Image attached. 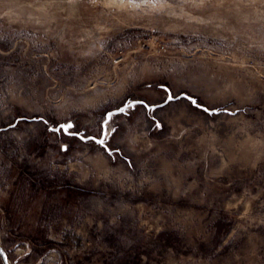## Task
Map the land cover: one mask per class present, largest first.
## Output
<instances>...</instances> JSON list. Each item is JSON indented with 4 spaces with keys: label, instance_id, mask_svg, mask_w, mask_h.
Listing matches in <instances>:
<instances>
[{
    "label": "rangeland",
    "instance_id": "1",
    "mask_svg": "<svg viewBox=\"0 0 264 264\" xmlns=\"http://www.w3.org/2000/svg\"><path fill=\"white\" fill-rule=\"evenodd\" d=\"M0 249L264 264V0H0Z\"/></svg>",
    "mask_w": 264,
    "mask_h": 264
},
{
    "label": "flooded vegetation",
    "instance_id": "2",
    "mask_svg": "<svg viewBox=\"0 0 264 264\" xmlns=\"http://www.w3.org/2000/svg\"><path fill=\"white\" fill-rule=\"evenodd\" d=\"M171 98V99H170ZM168 99H170V101H169V103H171V102H175V101H177V100H182V99H185V100H188V101H191V99H193V98H191V97H189L188 95H185V94H183V95H181L180 96V99H178V98H174L173 97V95H169V97H168ZM167 99V100H168ZM134 102H138V104H136L135 106H130L132 103H134ZM192 102V101H191ZM169 103H167V105L169 104ZM126 105H128L129 107H128V109H133V108H137V107H144L146 110H148V112L149 113H152L153 111H156V110H158V109H161L162 107H160V105H156V106H150V105H148L146 102H144V101H132V102H129V103H127V104H125L124 106H126ZM166 105V106H167ZM194 105V104H193ZM194 106H197V107H199L200 106V104L199 103H197V101H196V105H194ZM113 111H118V110H112V111H109L107 114H106V116H105V121L102 123V135H101V138H99V140H103V146L106 148H109V142H108V138L110 137V132H111V130L108 128V125L110 124V122H111V119H112V117H111V119H110V121L109 122H107L106 123V119H107V115L109 114V113H111V112H113ZM115 116V115H114ZM64 125V124H63ZM59 126H61V125H59ZM59 126H57V127H59ZM65 126H67V130H64L63 128H61L60 130H59V132H56V133H61V134H64V135H66V136H68L69 138H76V139H80V140H82V141H84V142H87V143H92V142H96L95 141V139H94V137H92V136H85V132H77V131H71L70 129H71V127H68V125H66L65 124ZM102 146V145H101ZM111 153H113V152H111Z\"/></svg>",
    "mask_w": 264,
    "mask_h": 264
},
{
    "label": "water",
    "instance_id": "3",
    "mask_svg": "<svg viewBox=\"0 0 264 264\" xmlns=\"http://www.w3.org/2000/svg\"><path fill=\"white\" fill-rule=\"evenodd\" d=\"M171 99V98H170ZM170 99H168V101H167V103L170 101ZM193 102H194V104H195V100L194 99H191ZM136 104H138V102H134V103H132L130 106H135ZM128 105H126V106H124L123 108H121V109H123V111H121V109L120 110H118V111H113V112H111V113H109L108 115H107V119H106V123L107 122H109L110 121V119H111V117L112 116H114V115H119V114H121V113H123V112H125L127 109H128ZM204 110H206V111H208L206 108H203ZM209 113H217V111H209ZM37 119H32V120H29V119H25V118H23V119H19V120H17V122L14 124V125H12V126H10V127H8V128H6L5 130H8V129H10V128H15L16 126H17V124L20 122V121H28V122H33V121H36ZM39 120H42V119H39ZM61 128H63L64 130H67V126H65V125H61V126H59L58 128H56V129H53L55 132H59V130L61 129ZM95 141L98 143V144H101V145H103V140H96L95 139ZM0 253H2V250L0 249ZM7 261H6V259H5V263H6Z\"/></svg>",
    "mask_w": 264,
    "mask_h": 264
},
{
    "label": "snow or ice",
    "instance_id": "4",
    "mask_svg": "<svg viewBox=\"0 0 264 264\" xmlns=\"http://www.w3.org/2000/svg\"><path fill=\"white\" fill-rule=\"evenodd\" d=\"M121 111H123V109H121ZM68 127H71V125H68Z\"/></svg>",
    "mask_w": 264,
    "mask_h": 264
}]
</instances>
